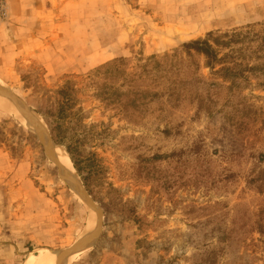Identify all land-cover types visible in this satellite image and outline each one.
<instances>
[{
	"label": "rangeland",
	"instance_id": "1",
	"mask_svg": "<svg viewBox=\"0 0 264 264\" xmlns=\"http://www.w3.org/2000/svg\"><path fill=\"white\" fill-rule=\"evenodd\" d=\"M5 2L8 18L0 27L12 15ZM38 3L36 41L32 35L13 58L0 44V95L28 116L37 114L51 146L71 160L42 115L57 112L71 82L77 116L61 133L85 174L92 170L85 183L71 160L93 205L75 191L42 138L0 107V264L54 257L65 264L80 251L70 252L75 246L89 242L72 264H264V186L247 184L251 172L264 171V163L256 164L264 153V75L246 71L264 63V53L253 54L258 41L240 45L237 68L246 72L230 91L229 84L217 86L220 77L202 57L183 49L210 34L249 30L261 37L264 0ZM175 54L184 61L173 76L185 94L180 103H148L133 94L124 104L138 106L128 109L100 98L105 84L123 85L100 67L126 60L131 73L150 58L166 63ZM199 77L208 79L206 86ZM132 86L162 88L152 80ZM197 92L212 97V115L197 112ZM91 207L100 221L95 240H85Z\"/></svg>",
	"mask_w": 264,
	"mask_h": 264
},
{
	"label": "trees",
	"instance_id": "2",
	"mask_svg": "<svg viewBox=\"0 0 264 264\" xmlns=\"http://www.w3.org/2000/svg\"><path fill=\"white\" fill-rule=\"evenodd\" d=\"M251 32L248 30L247 33H232L225 34L223 37H214L212 34L209 35L208 39L197 40L185 43L183 49L188 56H198L204 59V67L212 71L213 75L219 76L220 81H216L218 87L229 84L228 89L233 91L238 88L240 83V78L244 75L246 71L248 73H261L264 75V63L257 64L248 70L238 69V62L236 61L237 57H241L242 49L239 48L240 45H249L252 42L258 41L259 46L253 51V54L259 57L261 52L264 53V34L261 37L254 38L250 36ZM256 36V35H255ZM264 59V57H262ZM164 59L167 60L165 63H161L157 58H150L149 60L140 63L134 70L130 73L127 71L126 60H115L110 62L97 71H102L106 77L114 79L117 82L122 81V86L108 85L105 84L101 88L100 98L103 101H110V103H120L121 107L127 106L132 108H137L138 102L132 101L127 105L124 104V99L126 96L137 94L142 96L144 100L148 103H154L161 99L166 98L168 102L171 103H180L182 99L185 98V94L181 91V86L177 78H173L174 75H177L182 67L184 61H178V56H166ZM170 60V61H168ZM182 64V65H181ZM241 65H239L240 67ZM23 81L26 79L23 78ZM152 80V83L158 84V87H162L160 90H137L134 88L133 83L138 81H147ZM198 81L199 86H206L208 79H202L199 77ZM248 79L246 78V82ZM113 83V82H112ZM114 82V84H116ZM71 82L66 83V88L61 91L60 95L62 96V101L58 107L57 112L48 111L47 114H42L45 117V120L51 130L53 139L59 146L66 148L67 152L71 156L76 169L78 170L80 176L87 183L88 177L91 176L92 170L88 171V174H85L84 168L80 166V162L74 158L71 152L70 146H68L62 136V129L66 125V122L70 118L76 117L77 113L74 112L75 98L73 96L74 90L71 88ZM215 85V82L208 85ZM127 87V91L123 92V88ZM215 87V86H213ZM203 92H197L194 98V103L197 104V112L205 111L210 114V109L213 103V99L210 96L206 100V96L203 95ZM145 105V103H144ZM147 105V103H146ZM212 115V112L211 114ZM212 117V116H211ZM264 163V153L258 155L257 165H262ZM247 184L250 186L259 185V187L264 186V171L251 172L247 178Z\"/></svg>",
	"mask_w": 264,
	"mask_h": 264
},
{
	"label": "bare ground",
	"instance_id": "3",
	"mask_svg": "<svg viewBox=\"0 0 264 264\" xmlns=\"http://www.w3.org/2000/svg\"><path fill=\"white\" fill-rule=\"evenodd\" d=\"M8 98L0 95V107L3 109V111L14 117L17 121H19V123H21L24 127L28 128L29 130L36 133L37 131L41 133L38 134V136H40L39 138H42V141H44L48 147L51 146V140L49 138V132H48L49 130L47 129L43 120L40 117H38L37 114L36 116L33 115L34 119L36 120L35 122H37L36 126L33 125L30 119L28 118V114L24 112L23 107L16 105L13 101L9 100ZM53 152L59 165L63 169V175L66 178H69L70 180L73 181V183L75 184L73 185L75 191L81 195L82 192L80 185L81 183L79 182L80 180L76 174V171L73 167L70 158L62 148L53 147ZM81 196L82 198H85L84 195ZM90 211H91L90 218L88 220V224L84 233L85 240H90V239L95 240V238L97 237L96 230L99 226V221H100V219L99 221L96 219L95 211L94 209H92V207L90 208ZM82 252L83 250H80L67 256L64 263L72 264L73 261L77 258V256ZM42 264H60V263L57 261L56 257H54V258H48Z\"/></svg>",
	"mask_w": 264,
	"mask_h": 264
},
{
	"label": "crops",
	"instance_id": "4",
	"mask_svg": "<svg viewBox=\"0 0 264 264\" xmlns=\"http://www.w3.org/2000/svg\"><path fill=\"white\" fill-rule=\"evenodd\" d=\"M37 1L42 0H10L12 15L6 25L0 27V44L1 47L6 48L11 58H13L16 50L25 48L30 44L31 40L29 39H32L31 36L35 33L36 28L34 21L40 16L38 14H41L38 12L39 9L41 10V5L40 3L36 5ZM27 2H31L30 7H27ZM13 11L16 14H13ZM33 40L36 41L34 35Z\"/></svg>",
	"mask_w": 264,
	"mask_h": 264
},
{
	"label": "water",
	"instance_id": "5",
	"mask_svg": "<svg viewBox=\"0 0 264 264\" xmlns=\"http://www.w3.org/2000/svg\"><path fill=\"white\" fill-rule=\"evenodd\" d=\"M16 103L19 105V102L16 101ZM28 118L30 119L31 123H33L35 126L37 125L36 122H35V120L33 119V117L28 116ZM37 134H41V133H39V132L37 131ZM47 149H48V151L50 152V154L52 155V157L55 159V162H56L57 164H59L58 161H57V159H56V157H55V155H54V152H53V146H49V147H47ZM70 183H71L72 185H75V184L73 183V181H70ZM81 189H82V188H81ZM82 193H83V195L87 198V200H89V202H91V204H92V201H91L90 197L86 194V192H84V191L82 190ZM92 205H93V204H92ZM88 244H90V242H89V243L78 244V245L75 246L70 252H73V251H76V250H81V249L85 248V246H87ZM70 252H69V253H70ZM69 253H65L64 256L61 258V261L64 260L65 257H66Z\"/></svg>",
	"mask_w": 264,
	"mask_h": 264
},
{
	"label": "built area",
	"instance_id": "6",
	"mask_svg": "<svg viewBox=\"0 0 264 264\" xmlns=\"http://www.w3.org/2000/svg\"><path fill=\"white\" fill-rule=\"evenodd\" d=\"M8 18V8L5 0H0V24Z\"/></svg>",
	"mask_w": 264,
	"mask_h": 264
}]
</instances>
